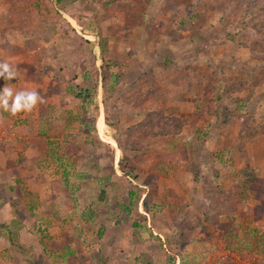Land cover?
<instances>
[{"label": "rangeland", "instance_id": "1", "mask_svg": "<svg viewBox=\"0 0 264 264\" xmlns=\"http://www.w3.org/2000/svg\"><path fill=\"white\" fill-rule=\"evenodd\" d=\"M117 1L0 0V56L33 66L21 74L15 68V78L4 80L43 88L42 115L53 117L63 137L47 141L49 154L30 177L37 187L28 195L20 190L16 207L31 220L22 214L8 222L11 239L22 249L20 230L30 228L31 244L59 264H264V227L253 219L264 215V193L256 196L264 191L263 3L144 0L131 16L145 30L128 27L122 45L106 19L124 21ZM161 3L168 12L155 14ZM44 6L55 9L57 21L44 20ZM31 21L40 22L32 24L39 30L48 22L56 27L57 52L40 43L50 27L40 37L29 32ZM23 32L27 39L19 44ZM89 32L106 41L95 54L82 42ZM160 37L167 45L157 49ZM169 52L180 55L176 60ZM149 72L160 86L158 101L143 94L149 84L142 75ZM9 113L18 161L19 127L29 118ZM143 129L162 135L142 139ZM223 194L222 209L230 213L239 202L238 211L211 225L206 203L218 207Z\"/></svg>", "mask_w": 264, "mask_h": 264}, {"label": "crops", "instance_id": "2", "mask_svg": "<svg viewBox=\"0 0 264 264\" xmlns=\"http://www.w3.org/2000/svg\"><path fill=\"white\" fill-rule=\"evenodd\" d=\"M57 1L58 0H56L55 3H57ZM143 1L144 0H120L119 2L117 1L116 3H114L115 1L112 2L116 6L119 5L121 7L120 9L116 8L115 13L117 15H119L118 19L124 20L123 22L119 23L117 21L115 22V19H114L115 16H113L112 18L111 17L106 18L107 20H109V23L113 26L114 29H116L114 27L115 25H117V27H118L117 31L116 30L114 31V29H113L114 32L112 31V37L116 39V42L118 44H122V45L126 44V37H127V39H128V37H130V35H128V33L126 31V29L128 27L133 28L132 30H133V32L135 31V34H137L138 29L145 30V28L141 25V23L139 21H136V19H137V18H135L136 15L131 16L133 13L131 10V7L136 6L138 4L142 5ZM146 1H148V0H146ZM162 3H163V1H162ZM162 3L159 6L154 8V9L157 8V11L155 12V14H158L160 12L161 13L162 12L163 13L168 12V10L166 9V6ZM57 6H59V5H56V9L59 12H61L63 14L64 13L68 14V12H66L62 7H60V6L57 7ZM124 6H126V7L124 8ZM22 8H24V7H22ZM28 10L31 12H37L35 6L34 7L30 6L28 8ZM52 10L55 11V9H53V8H49L48 6H44L41 9V11H39V12L44 13V15H45L44 20L45 21H46L45 18H47V17H54L55 18L54 20L57 21V16L52 14ZM26 11H27V9H26ZM145 12H146V10H145ZM180 12H181V17H183L184 13L182 12V10H180ZM72 17H69L70 20L72 22H75L77 25H79L77 20L73 19ZM63 18H64V16H63ZM140 18H143V17L139 16V20H140ZM128 20L133 25L127 24V22H129ZM138 22H139V24H137ZM167 22L168 21H166V22L163 21L160 23L165 24ZM12 23H14V22L12 21ZM152 23L154 24L153 21H152ZM28 24H29V27H27V28H28L29 32H31L32 30H35V31L38 30L40 37H42L41 35H43V32L46 30V27L49 26L50 27L49 31L51 32V34L48 36L49 37L48 41H46L45 39H40V43H43L42 45H44L46 47L48 45H52L54 48V51H56V52L58 51V46H56V45H57V43H60L59 45H61L62 42L57 41L58 38L55 36V32H56L55 26L51 25V23L48 22V23H46V25H47L46 27H45V23H44V29L43 30H39L38 26H40V25H38L36 27H32V24H33L32 21ZM34 24H40V22L37 21V23L35 22ZM153 24H151V26ZM71 25H72V27H74L73 26L74 24H71ZM158 25H156V26H158ZM181 25H179L177 28H183ZM168 26H169V24H168ZM77 27H79V26H77ZM174 27L171 29H175ZM79 28H81V27H79ZM109 28L111 29V27H109ZM177 28H176V30H178ZM121 31L122 32L124 31L123 35L120 34ZM116 33H118L119 36H115L114 34H116ZM44 34L46 35V33H44ZM22 35H23L22 38H19V40H18L19 44H24V42L27 39L24 32ZM84 37L85 38L82 37L83 38L82 42H84L87 46H89L90 50L92 51L91 53H93V54H95L99 50V48L101 47V44L102 45L106 44L105 40H103L98 35L93 34V32H89L87 35H84ZM120 37H121V39H119ZM179 37H180V34H179ZM151 38H152V35H150L149 37L146 36L145 40L143 39V37H142V39H139V40H142V41L144 40V44L147 41V43L145 45H148L150 43ZM164 39H162L160 37V40L157 42V49L159 48L160 45H167L166 41ZM175 40H177V36L174 37V41ZM109 43L112 44L113 42L109 41ZM72 49L73 48H70V50H72ZM165 50L166 49L164 48L163 51H165ZM87 51L88 50H86V53H87ZM169 53H171L172 57L176 60L178 59V57L180 55L179 52H178V54L173 53V52H169ZM0 54H2V52ZM167 57H168V59H171V57H169V56H167ZM45 59L47 60L46 56H45ZM0 62H8L14 69L19 68L20 74L23 72L22 69L25 70L26 66L29 68H33V66L30 65L31 61H27V62L21 61L20 57L17 59V63H15L14 59L11 60V58H5V56H0ZM34 68L38 69L40 67L37 65V66H34ZM26 75L28 76L27 72H25V76ZM0 81H1L0 90H2L5 85L12 88L14 94H15V92H18V91L35 90L36 92H38L39 96L43 100V102H38L36 107L33 108L31 111H29L27 113H26V111H24L25 112L24 115H17L16 114L14 117V119L22 118L24 120L25 119L27 120L29 118V120L26 122L27 123L26 125H21V127H19V129L23 132L24 136H22V137L17 136V137H19L18 141L24 145L23 147L21 146L18 149L20 151L18 153V155L20 156L19 160L21 162L19 160L15 161L14 154H16V153H15L14 148H12V146L14 145L13 144L14 141H16V138L12 134V132L14 130L17 131V129L12 128L10 120L6 117V114H5L6 111H4L3 109H2V111H0V200H1L0 201V264H47V263L59 264V263H54V261L46 258V251H44L41 246H39V248H38V245L34 246L31 244L32 231H30V228H24L22 231L20 230V234H21L22 242H23V245H22L23 248L20 249L19 246L15 245L14 240L11 239V235L14 233L13 230L8 231V228H6V226L8 225L7 224L8 222L11 223V221H13L14 219L21 217L22 214H24V216H22L21 218L23 220H26L27 223H29V221L31 220V216L28 213H26L27 210L22 212V211L17 209V207H18L17 205H18V202H20L19 199L21 197L20 190L24 191V195H28V191H30L31 189L33 190L37 187V184L35 182L36 181L35 178L31 179L30 177H31V173L35 172L38 169V167L41 165V162H42L41 160L43 158H47V156L49 154V152L47 150L48 149L47 148V145H48L47 141H53V140L59 141V139L62 140L61 138H63V137L60 136L61 135L60 132L58 133L56 131V127L58 126L56 124V122L51 123V121L53 120V117H51V116L47 117V116L42 115L43 111H44L43 104L46 103L45 97L42 95L43 93H45L43 91V88L40 89V86H36L35 82L30 84V83L25 82V81H21V82L19 81V83L9 85L5 82L4 78H1ZM144 106L148 107L147 105H144ZM42 116L44 118L46 117L45 121H43V119L41 118ZM136 116H137V114L135 115V117ZM32 124L35 126V128H32ZM42 126H43V129H45V126H46V127L51 128L52 131L49 132L48 134L44 135L43 133H41ZM60 127H61V125H60ZM53 133H55L54 136L50 137V135H52ZM56 135L57 136L59 135L60 137H56ZM8 141H11V143H10L11 148L9 147ZM17 190H18V192H17ZM15 191L17 192V194L15 193ZM14 193L16 194V196ZM21 199L23 200V204L27 205L25 202L26 198L22 197ZM221 201L222 202L219 203L220 206L216 207L217 208L216 210L221 211V212H216V214H218V220L220 221V224H221L220 217L221 218L223 216H228V217L230 216L231 218L235 217V215L238 211L237 207L240 205L239 202L237 203V201H236L235 203H237V204L234 205V207L230 210V213H229V212H225V210L222 209V207L226 201V194H223ZM258 202H257V205L259 204ZM226 203H228V201ZM215 205L217 206V203ZM248 211H250V210H248ZM252 211H253V209H251V211H250L251 213L249 212V214L252 215ZM255 217H256V219H255ZM253 219H255L257 221L258 225H260L262 228L264 227V215L256 216L253 213ZM16 232H19V231H16ZM62 235H63V237L65 236L64 233ZM31 251H32V255H30ZM71 256H68V259H71L72 258ZM69 261H66L65 264H68Z\"/></svg>", "mask_w": 264, "mask_h": 264}, {"label": "clouds", "instance_id": "3", "mask_svg": "<svg viewBox=\"0 0 264 264\" xmlns=\"http://www.w3.org/2000/svg\"><path fill=\"white\" fill-rule=\"evenodd\" d=\"M16 69L8 62H0V78L5 80L14 79ZM42 98L35 90L13 92V89L5 85L0 90V109L16 115L22 111H31Z\"/></svg>", "mask_w": 264, "mask_h": 264}, {"label": "trees", "instance_id": "4", "mask_svg": "<svg viewBox=\"0 0 264 264\" xmlns=\"http://www.w3.org/2000/svg\"><path fill=\"white\" fill-rule=\"evenodd\" d=\"M257 2H259V3H263V5H264V0H256ZM262 19L264 20V15L262 16ZM261 25H264V24H261ZM259 27V29L261 28L260 26H258ZM148 77H150V79L152 78V79H154V74L152 73V72H149V74H147V73H145V74H143L142 75V78H143V81L144 80H147V82H148V84H149V86H148V88H146V90H144L143 91V94L145 95V98L146 99H153V100H155V101H158V97H157V91L159 90V87L160 86H158V85H155L154 84V82L153 81H151V80H149L148 79ZM151 81V82H150ZM145 82V84H147L146 83V81H144ZM214 91L216 92V93H219L220 92V90H218L217 88H215L214 89ZM218 97H220V94H219V96ZM150 117H151V119L153 118V117H157V116H154V115H150ZM162 120H164L163 118H162ZM161 120V121H162ZM145 123H147V121L145 122ZM163 124H160L159 126H163V125H166V123L165 122H162ZM167 133V132H166ZM259 133H260V131H259ZM140 137L142 138V139H146V138H149V137H156V136H159V135H162V132H159L157 135H155V134H153V132L151 133L149 130H147V131H145V129H143L141 132H140ZM136 136L137 135H131L130 137L132 138L133 137V139H135L136 138ZM139 138H137V140H138ZM127 150V149H126ZM263 193H264V191L263 190H258L257 191V198H261V196L263 195ZM143 204H145L146 205V207H147V204L146 203H143ZM207 205H208V207H207V213H208V217H209V219H210V224L211 225H214V224H216V223H218V214H216V212L214 213V209L216 210V205H214L215 207H212V204L211 203H209V200L207 201V203H206ZM220 206V205H219ZM218 206V207H219ZM214 208V209H213ZM202 227H203V223L200 225V228L202 229ZM247 245V247H249L250 246V244L248 245V244H246Z\"/></svg>", "mask_w": 264, "mask_h": 264}]
</instances>
